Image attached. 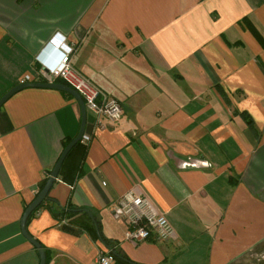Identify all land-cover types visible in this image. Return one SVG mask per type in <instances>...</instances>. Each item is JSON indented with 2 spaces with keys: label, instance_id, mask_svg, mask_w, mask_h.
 I'll return each instance as SVG.
<instances>
[{
  "label": "crops",
  "instance_id": "0c3cea01",
  "mask_svg": "<svg viewBox=\"0 0 264 264\" xmlns=\"http://www.w3.org/2000/svg\"><path fill=\"white\" fill-rule=\"evenodd\" d=\"M59 34L123 115L95 124L86 110L81 174L57 176L49 195L90 211L137 263L264 264V0H0V96L25 75L42 82ZM79 125L77 100L53 88L21 89L0 107V264H38L23 206ZM131 188L164 213L172 239L125 240L112 207ZM27 231L47 264H97L107 248L44 207Z\"/></svg>",
  "mask_w": 264,
  "mask_h": 264
},
{
  "label": "built area",
  "instance_id": "2783aa9c",
  "mask_svg": "<svg viewBox=\"0 0 264 264\" xmlns=\"http://www.w3.org/2000/svg\"><path fill=\"white\" fill-rule=\"evenodd\" d=\"M47 43L56 45L62 54L56 65L43 69L41 73H38L37 79L39 78L42 82L54 81L57 78L64 80L66 85L78 92L86 110L95 116V124H100L101 119L112 123L119 121L123 115L121 102L101 89L74 66L71 54L76 47L73 44H67L62 34L51 36ZM28 81H30V77L25 75L20 83ZM91 139L92 134L84 131L79 141L88 145ZM112 210L114 216L125 224V240L132 243L145 240L166 241L175 236L174 229L164 213L157 209L148 196L137 189L131 188L123 192L113 205ZM63 223H65V219L57 224L62 225ZM96 263L112 264L111 250L109 248L100 250L96 257Z\"/></svg>",
  "mask_w": 264,
  "mask_h": 264
},
{
  "label": "trees",
  "instance_id": "16d2710c",
  "mask_svg": "<svg viewBox=\"0 0 264 264\" xmlns=\"http://www.w3.org/2000/svg\"><path fill=\"white\" fill-rule=\"evenodd\" d=\"M254 32L258 36L259 33L256 30H254ZM55 81L66 84L64 80L59 78L55 79ZM68 95L71 97L70 94ZM235 113L243 116L246 124L250 128H252V119L245 111L238 112L235 110ZM69 141L70 139H67L63 143V148ZM86 152H87V146L81 143L80 141H77L64 157L58 171V178L68 184H72L75 181V179L81 174V163L85 157ZM49 175L50 172H47V174L37 183V189L33 199L43 188L46 179ZM29 203L24 204L23 211L25 210V208L28 206ZM42 207L48 209L51 215L57 220V223L62 219H65V223L59 225L64 231L71 232L73 234H78L81 231H86L92 239L100 240L107 248L111 250V254L113 257V264H141L131 260L126 255V253L120 247H118V245L116 244L117 241L107 238L104 234H102L99 222L93 219L94 216L90 214V211L78 207L73 203H71L70 201L62 205L56 198L50 196L49 192L47 193L46 197L40 202V204L28 216L26 221V227L32 215ZM81 215L91 216V218L88 217L90 221L77 223L76 217ZM75 225L78 226L75 228ZM36 240L40 243L41 248L45 252V257H46L45 264H47L50 260V252L48 248L43 245V243H41L38 239Z\"/></svg>",
  "mask_w": 264,
  "mask_h": 264
},
{
  "label": "water",
  "instance_id": "95a60500",
  "mask_svg": "<svg viewBox=\"0 0 264 264\" xmlns=\"http://www.w3.org/2000/svg\"><path fill=\"white\" fill-rule=\"evenodd\" d=\"M27 87H40V88H53L57 90H61L63 92H66L70 95H72L78 102L80 107V125L77 134L65 145V147L62 149L54 167L50 171V175L47 177L46 182L43 186V188L40 190V192L37 194V196L28 204V206L23 211L19 225H20V231L23 237L29 241L37 250L39 261L38 264H45V252L41 248L40 243L33 238L29 232L27 231L26 227V221L30 213L40 204V202L46 197L47 193L52 187L53 182L58 176V171L61 166V163L68 153V151L71 149V147L80 140L86 125L87 120V114H86V108L84 106L83 100L78 94L77 91H75L70 86L56 81H48V82H23L18 83L12 87H10L8 90H6L1 96H0V107L5 103V101L11 97L15 92L27 88Z\"/></svg>",
  "mask_w": 264,
  "mask_h": 264
},
{
  "label": "clouds",
  "instance_id": "9594fccd",
  "mask_svg": "<svg viewBox=\"0 0 264 264\" xmlns=\"http://www.w3.org/2000/svg\"><path fill=\"white\" fill-rule=\"evenodd\" d=\"M65 44V43H64Z\"/></svg>",
  "mask_w": 264,
  "mask_h": 264
}]
</instances>
